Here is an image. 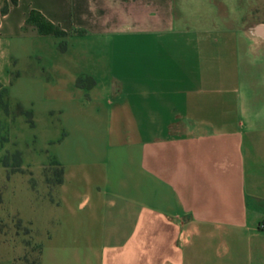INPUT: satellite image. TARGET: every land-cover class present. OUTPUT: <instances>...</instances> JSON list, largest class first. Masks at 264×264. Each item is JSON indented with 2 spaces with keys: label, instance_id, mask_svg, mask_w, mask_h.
Masks as SVG:
<instances>
[{
  "label": "crops",
  "instance_id": "obj_1",
  "mask_svg": "<svg viewBox=\"0 0 264 264\" xmlns=\"http://www.w3.org/2000/svg\"><path fill=\"white\" fill-rule=\"evenodd\" d=\"M241 9L16 0L0 16V88L32 131L29 165L41 151L59 172L42 209L27 202L41 249L76 264H264V30L244 29ZM30 11L66 36L38 34Z\"/></svg>",
  "mask_w": 264,
  "mask_h": 264
},
{
  "label": "rangeland",
  "instance_id": "obj_2",
  "mask_svg": "<svg viewBox=\"0 0 264 264\" xmlns=\"http://www.w3.org/2000/svg\"><path fill=\"white\" fill-rule=\"evenodd\" d=\"M237 3L242 8L244 29L257 26L259 31L264 30V0H237ZM9 96L5 90L0 89V243L10 250L11 264H76L70 260L68 250L61 252L59 246H48L39 238L43 245L41 249L38 241L32 237L26 219L32 214L42 216V211L31 208L35 203L41 208L42 202L46 201L48 195L51 196L59 172L55 164L42 161L41 151L38 152L39 165H29L32 152L26 143L32 131L22 129L19 123L21 110L9 101ZM24 120L29 121L27 114H24ZM33 132L42 137L43 122H39ZM41 139L37 142L40 149ZM48 153L51 154L52 150ZM31 197L30 208L27 202ZM42 226L41 219L40 227Z\"/></svg>",
  "mask_w": 264,
  "mask_h": 264
},
{
  "label": "trees",
  "instance_id": "obj_3",
  "mask_svg": "<svg viewBox=\"0 0 264 264\" xmlns=\"http://www.w3.org/2000/svg\"><path fill=\"white\" fill-rule=\"evenodd\" d=\"M16 4V0H8V2H3L0 7V16L5 14L10 6ZM26 25H32L35 27L36 32L40 35H53L55 37H64L66 33L59 29L57 26L51 24L46 21L40 14L36 11H30L25 20ZM58 48L60 51L64 49V43L58 44ZM76 84H79V80H76ZM1 89V88H0ZM4 90V89H2ZM26 114V113H25Z\"/></svg>",
  "mask_w": 264,
  "mask_h": 264
},
{
  "label": "built area",
  "instance_id": "obj_4",
  "mask_svg": "<svg viewBox=\"0 0 264 264\" xmlns=\"http://www.w3.org/2000/svg\"><path fill=\"white\" fill-rule=\"evenodd\" d=\"M258 228H259V229H263V228H264V223H260V224L258 225Z\"/></svg>",
  "mask_w": 264,
  "mask_h": 264
}]
</instances>
